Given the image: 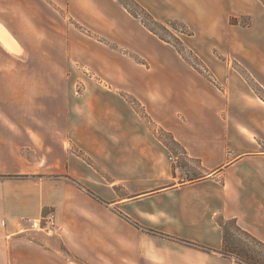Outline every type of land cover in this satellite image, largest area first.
<instances>
[{
	"label": "crops",
	"instance_id": "obj_1",
	"mask_svg": "<svg viewBox=\"0 0 264 264\" xmlns=\"http://www.w3.org/2000/svg\"><path fill=\"white\" fill-rule=\"evenodd\" d=\"M138 1L212 79L117 0H0V264H241L173 239L220 250L223 218L264 241L263 0ZM44 208L63 249L18 234Z\"/></svg>",
	"mask_w": 264,
	"mask_h": 264
},
{
	"label": "trees",
	"instance_id": "obj_2",
	"mask_svg": "<svg viewBox=\"0 0 264 264\" xmlns=\"http://www.w3.org/2000/svg\"><path fill=\"white\" fill-rule=\"evenodd\" d=\"M125 6L128 11L139 18L141 22L155 35H157L160 39L172 45L182 56L183 58L189 62L193 67H195L198 71L204 74L207 77L212 79L211 74L209 73V69L204 63V61L184 42L176 36L167 26L166 23L160 22L155 16H153L145 6H143L137 0H119ZM132 4H135L141 13L138 11H134L132 8ZM146 16V18L144 17ZM151 22V23H150ZM169 26L174 28L177 31L182 32L187 36H191L193 31L186 25L181 22H167ZM159 26L163 28L165 31L170 33L179 44H175L169 37L160 33L157 28ZM180 27V29L178 28ZM247 79L255 91L264 98V88H262L256 81H254L248 74ZM136 110L144 117H147V113L142 105L136 98H127ZM163 134L169 136L165 137ZM160 139L165 142L169 147H172L171 141L175 144L176 140L174 137L165 130H161V134L159 135ZM219 223L223 228L224 232V241L223 247L220 250H214L211 248H207L205 246L199 245L194 242L183 241L179 238H173L177 241L183 242L185 244L191 245L196 248L204 249L206 251H214L220 253L221 255L234 259L236 262L241 264H264V241L259 239L257 236L252 234L250 231L242 228L235 218L231 219H219Z\"/></svg>",
	"mask_w": 264,
	"mask_h": 264
},
{
	"label": "rangeland",
	"instance_id": "obj_3",
	"mask_svg": "<svg viewBox=\"0 0 264 264\" xmlns=\"http://www.w3.org/2000/svg\"><path fill=\"white\" fill-rule=\"evenodd\" d=\"M121 5H123V3H121V1L117 0ZM138 1V0H137ZM139 2V1H138ZM264 2V0H263ZM141 3V2H140ZM142 4V3H141ZM143 5V4H142ZM124 6V5H123ZM144 6V5H143ZM125 7V6H124ZM146 7V6H145ZM132 8L134 9V11L136 12H140L141 11L139 10V8L135 5V4H132ZM147 8V7H146ZM128 10V9H127ZM147 10L153 15L155 16L160 22L162 23H166V26L176 35L178 36L183 42L184 44H187V39L189 36L183 34L182 32L180 31H177L175 30L174 28H172L171 26H169V24H167V22H171V21H174V22H181L183 24H186L188 27L189 25L187 24L188 22L184 19H181L180 18V15L181 14H177V13H174L173 11H171V9H168V11L164 12V14H162L163 16H161L162 18H158L153 12H151L150 9L147 8ZM64 11H66L67 13V10L64 9ZM130 13V12H129ZM131 14V13H130ZM67 15V14H66ZM134 16V15H133ZM182 16V15H181ZM146 18V16H144ZM185 17V16H184ZM137 18V17H136ZM139 19V18H138ZM190 19V18H189ZM86 20V19H85ZM231 21H236L235 19H232ZM250 21V18L249 17H244L241 19V22L244 24L246 23H249ZM70 22L73 24V25H79L78 22L73 19V18H70ZM151 23V22H150ZM155 27L157 28V30L164 34L165 36L169 37L170 40H172L175 44H179V42L173 37L170 35V33H168L167 31H165L163 28L159 27V26H156ZM180 29V27H178ZM190 28V27H189ZM191 29V28H190ZM193 31V30H192ZM152 32V31H151ZM189 47V46H188ZM175 49V48H174ZM176 50V49H175ZM193 50V49H192ZM177 51V50H176ZM165 52H168L167 50H165ZM178 52V51H177ZM83 85H81V83H77L76 84V90L78 92H81L83 87ZM126 98H136L134 97L132 94L128 93V92H124L123 94ZM137 99V98H136ZM128 100V99H127ZM138 100V99H137ZM139 101V100H138ZM140 102V101H139ZM161 134V133H160ZM165 137H168V135L166 134H163ZM171 144L172 146L175 148V150L179 153V152H182V150L176 146V144H174L172 141H171ZM182 164V161H179L178 163H175L174 166L176 167V165H181ZM176 170V169H175ZM51 213H54L56 218H57V226L54 230V234L52 235H48L45 231H42L40 229H38L39 227L38 226H44L46 224V219L48 217V215H50ZM20 225H18V228L17 230L19 231L18 234H23V235H28V237H30L31 239L35 240L36 242L44 245V246H57V247H60V248H64L65 245L63 243V241H60L58 240V238L56 236L54 237H51L55 234H57V231L59 230V221H58V217H57V213L54 209H49V208H44L43 209V212L42 214L38 217V219L32 221V222H28V224H22V223H19ZM28 226L30 227L31 229H26L25 227ZM37 226V227H36ZM33 227V228H32ZM16 230V229H15Z\"/></svg>",
	"mask_w": 264,
	"mask_h": 264
},
{
	"label": "built area",
	"instance_id": "obj_4",
	"mask_svg": "<svg viewBox=\"0 0 264 264\" xmlns=\"http://www.w3.org/2000/svg\"><path fill=\"white\" fill-rule=\"evenodd\" d=\"M170 158L171 160H173V162L176 163V158L173 155H171ZM175 169L178 170L179 166L176 165ZM56 226H57V218L54 213H51L50 215H48L46 219V224L44 226H41V225L38 226L39 227L38 229L45 231L48 235H52L54 234V230Z\"/></svg>",
	"mask_w": 264,
	"mask_h": 264
}]
</instances>
